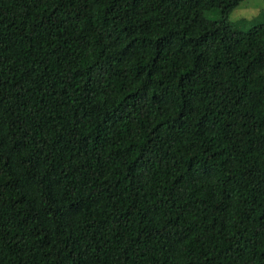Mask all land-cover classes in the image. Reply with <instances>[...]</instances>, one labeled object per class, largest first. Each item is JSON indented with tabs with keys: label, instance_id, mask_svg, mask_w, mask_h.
<instances>
[{
	"label": "trees",
	"instance_id": "obj_1",
	"mask_svg": "<svg viewBox=\"0 0 264 264\" xmlns=\"http://www.w3.org/2000/svg\"><path fill=\"white\" fill-rule=\"evenodd\" d=\"M241 1L0 0V264H264Z\"/></svg>",
	"mask_w": 264,
	"mask_h": 264
},
{
	"label": "rangeland",
	"instance_id": "obj_2",
	"mask_svg": "<svg viewBox=\"0 0 264 264\" xmlns=\"http://www.w3.org/2000/svg\"><path fill=\"white\" fill-rule=\"evenodd\" d=\"M228 20L234 24V33L247 29L248 25L264 22V0H242L230 12Z\"/></svg>",
	"mask_w": 264,
	"mask_h": 264
}]
</instances>
